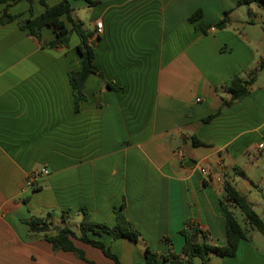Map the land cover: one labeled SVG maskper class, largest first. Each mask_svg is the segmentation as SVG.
Instances as JSON below:
<instances>
[{
  "label": "crops",
  "instance_id": "obj_1",
  "mask_svg": "<svg viewBox=\"0 0 264 264\" xmlns=\"http://www.w3.org/2000/svg\"><path fill=\"white\" fill-rule=\"evenodd\" d=\"M70 1L101 73L88 75L78 109L69 76L82 68L78 34L68 47L45 46L56 38L49 27L42 40L23 27L45 10L42 0L0 1V264H116L80 240L93 263L30 233L33 216L79 233L84 207L113 226L124 204L142 240L96 236L121 264H146V245L167 255L165 237L180 254L187 221L223 245L226 179L264 217V8L239 0ZM229 10L228 25L216 28ZM5 11L13 18L4 22ZM199 22L211 27L201 31ZM235 75L254 76L250 93L221 109ZM43 167L49 174L29 188L27 176ZM245 227L235 256L190 264H264V235Z\"/></svg>",
  "mask_w": 264,
  "mask_h": 264
},
{
  "label": "trees",
  "instance_id": "obj_2",
  "mask_svg": "<svg viewBox=\"0 0 264 264\" xmlns=\"http://www.w3.org/2000/svg\"><path fill=\"white\" fill-rule=\"evenodd\" d=\"M3 3H16L20 0H0ZM33 1V0H29ZM90 4L96 3L94 0H87ZM45 10L34 17H29L24 21L23 27L28 29L29 33L42 40V29L49 27L55 34V40L44 43L45 46L63 45L68 47L72 33L76 32L80 37L78 51L82 57V68L80 70H71L69 73L70 81L76 97V109L80 102L86 98L83 88L85 81L90 73H100L94 63L95 51L89 44L91 33L83 28V23L77 21L73 16L74 7L70 0H60L55 4H49L47 0H42ZM257 2L264 8V0H239V3ZM230 10L225 12L222 20L214 24L216 28H224L229 23ZM201 17V10L196 11L190 21H198ZM13 18L5 11L2 15V21ZM71 24V27L68 26ZM196 27L201 31H206L211 27L210 24L199 22ZM264 68V59L260 61L258 69ZM101 74V73H100ZM254 76L250 79H244L239 75H235L231 82L225 87L228 97L224 98L223 107L230 105L236 101L242 100L251 90ZM218 111V113L221 111ZM217 114H212L207 120L212 119ZM195 145H205V143L197 138H193ZM225 198L221 199L222 209L226 218V237L227 241L223 245L215 244L211 241L209 232L194 222L187 221L181 229V233L185 237V244L182 252L177 254L173 249V242L170 238L165 237L164 240L170 245L167 255H162L152 250L146 245L145 255L146 264H158L160 260L164 264H190L196 256L205 257L209 254L219 256H235L242 239L247 238L245 225L252 229L260 231L264 235V217H262L254 208L253 204L248 200L236 186L226 179L224 183ZM232 207L241 211L244 216L245 225L236 216ZM82 220L80 223V232L77 233L69 226L56 227L49 217L33 216L28 220L30 233L32 235H41L51 242L56 249L69 250L86 261V255L82 249L76 246L74 239L90 244L102 250V252L113 259L116 264L121 261L111 247L101 238L103 234H110L113 238H129L133 241L142 240L141 232L127 219L124 213V204L116 212L117 222L111 226L106 223H99L91 219L87 208H80ZM56 229L53 233L52 230ZM93 263L92 261H89Z\"/></svg>",
  "mask_w": 264,
  "mask_h": 264
},
{
  "label": "built area",
  "instance_id": "obj_3",
  "mask_svg": "<svg viewBox=\"0 0 264 264\" xmlns=\"http://www.w3.org/2000/svg\"><path fill=\"white\" fill-rule=\"evenodd\" d=\"M103 31V22H97V34ZM49 174V169L43 167L41 169L32 170L26 179V184L29 188H37L40 186V182L43 176Z\"/></svg>",
  "mask_w": 264,
  "mask_h": 264
},
{
  "label": "rangeland",
  "instance_id": "obj_4",
  "mask_svg": "<svg viewBox=\"0 0 264 264\" xmlns=\"http://www.w3.org/2000/svg\"><path fill=\"white\" fill-rule=\"evenodd\" d=\"M240 212V215L238 214L239 218L242 220V217H241V211ZM258 212L261 213V210L258 209Z\"/></svg>",
  "mask_w": 264,
  "mask_h": 264
}]
</instances>
